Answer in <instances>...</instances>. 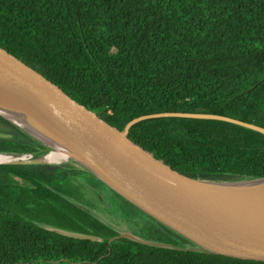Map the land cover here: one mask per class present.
Returning <instances> with one entry per match:
<instances>
[{"label": "trees", "instance_id": "obj_1", "mask_svg": "<svg viewBox=\"0 0 264 264\" xmlns=\"http://www.w3.org/2000/svg\"><path fill=\"white\" fill-rule=\"evenodd\" d=\"M0 48L118 130L159 113L264 128V0H0ZM0 132L13 136L0 138V153L45 151L1 117ZM128 138L190 178L264 177V135L233 124L150 119ZM82 174L102 185L72 163L0 165V264H264L127 239L108 244L117 232L68 200L70 180ZM117 198L148 220L145 238L187 243ZM47 223L102 242L38 226Z\"/></svg>", "mask_w": 264, "mask_h": 264}, {"label": "water", "instance_id": "obj_2", "mask_svg": "<svg viewBox=\"0 0 264 264\" xmlns=\"http://www.w3.org/2000/svg\"><path fill=\"white\" fill-rule=\"evenodd\" d=\"M0 117L45 148L35 156L0 153L13 157L0 165H54L44 157L58 148L66 156L63 162L79 167L189 246L144 239L97 218L118 234L108 244L127 239L154 248L264 262V177L230 182L190 178L173 171L128 138L135 124L159 118L220 121L261 135L264 128L219 115L159 113L132 119L118 130L2 48ZM38 226L67 238L102 242L94 235Z\"/></svg>", "mask_w": 264, "mask_h": 264}, {"label": "rangeland", "instance_id": "obj_3", "mask_svg": "<svg viewBox=\"0 0 264 264\" xmlns=\"http://www.w3.org/2000/svg\"><path fill=\"white\" fill-rule=\"evenodd\" d=\"M0 138H13V136L8 135L4 132H0ZM71 163L61 162L60 166H66ZM75 178V177H74ZM72 178L70 180L69 186L71 190L69 195L72 196L71 200L80 204L81 206L99 213L100 219L109 222L111 226H116L118 230L130 231L135 235L146 239L147 235V223L148 220L140 216H135L136 214L131 210L124 207L122 202L106 187L97 184L94 180H91L88 176L80 175L78 178ZM96 195L102 196V202L97 203L95 201ZM105 205L102 208L100 205ZM129 213H128V212ZM131 215V216H130ZM134 218V219H133ZM48 225L59 227L55 223H47ZM61 228V227H59ZM183 247L189 246L187 243L182 244Z\"/></svg>", "mask_w": 264, "mask_h": 264}, {"label": "bare ground", "instance_id": "obj_4", "mask_svg": "<svg viewBox=\"0 0 264 264\" xmlns=\"http://www.w3.org/2000/svg\"><path fill=\"white\" fill-rule=\"evenodd\" d=\"M12 158L13 157L11 155H0V162L8 161ZM44 160L52 164H58L61 163L62 161H65L66 156L57 148V150H55L54 152L47 154L44 157Z\"/></svg>", "mask_w": 264, "mask_h": 264}, {"label": "flooded vegetation", "instance_id": "obj_5", "mask_svg": "<svg viewBox=\"0 0 264 264\" xmlns=\"http://www.w3.org/2000/svg\"><path fill=\"white\" fill-rule=\"evenodd\" d=\"M83 176H86L85 174H82ZM80 176V175H79ZM78 175L77 176H75V178H78L79 177ZM87 177V176H86ZM74 178V177H73ZM74 178V179H75ZM102 196H100V195H96V198H95V201L97 202V203H99L101 200H102V198H101ZM102 202V201H101ZM102 208H104L105 207V205H104V203L103 204H101L100 205ZM87 209V208H86ZM87 210H89V209H87ZM91 211V210H90ZM94 213V216H95V218L97 219V218H101V217H99V213H97L96 211H94L93 212ZM109 223V222H108ZM114 227H116L115 225H114Z\"/></svg>", "mask_w": 264, "mask_h": 264}]
</instances>
